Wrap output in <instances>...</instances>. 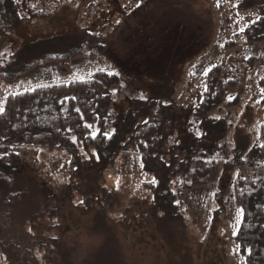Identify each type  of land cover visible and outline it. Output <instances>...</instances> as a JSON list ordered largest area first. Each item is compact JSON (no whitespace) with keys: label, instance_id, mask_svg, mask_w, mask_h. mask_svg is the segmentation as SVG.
Segmentation results:
<instances>
[{"label":"rangeland","instance_id":"obj_1","mask_svg":"<svg viewBox=\"0 0 264 264\" xmlns=\"http://www.w3.org/2000/svg\"><path fill=\"white\" fill-rule=\"evenodd\" d=\"M16 1L23 21L2 58L6 72L16 74L44 56L69 53L84 42L87 31L105 32L106 59L80 58L66 75L43 62L14 81L0 77V111L11 94L85 80L99 71L116 73L121 86L109 92L113 122L105 132L115 133L141 96L163 99L180 117L165 126L168 160L171 149L195 136L188 128L192 114L206 75L219 65L227 89L213 118L230 124L231 153L260 142L264 42L249 43L244 33L259 20L264 0ZM229 41L232 48L226 47ZM231 80L236 88L227 86ZM237 97L239 105L231 106ZM14 150L22 159L20 173L0 175V243L5 247L0 264H244L235 241L242 211L234 201L233 182L226 183L228 174L213 189L191 191H183L181 178H174L184 219L171 220L157 211L144 186L155 180L143 172L135 143L104 172L94 152L80 153L84 168L79 170L50 145ZM236 177L237 171L229 173L232 181ZM68 186H73L71 196ZM217 193L225 198L224 208ZM46 196L57 215L44 214Z\"/></svg>","mask_w":264,"mask_h":264},{"label":"trees","instance_id":"obj_2","mask_svg":"<svg viewBox=\"0 0 264 264\" xmlns=\"http://www.w3.org/2000/svg\"><path fill=\"white\" fill-rule=\"evenodd\" d=\"M261 16L245 30L249 43L264 42V4L259 7ZM23 21L16 0H0V77L14 81L20 75L34 71L43 62L52 63L57 72L66 75L80 58L106 59V34L103 31H87L84 42L64 55H47L35 61L19 73L6 72L3 64L6 46L14 29ZM234 43L229 41L227 48ZM4 69V71H2ZM263 92L264 79L259 82ZM121 86L118 74L99 71L91 78L38 87L6 98L0 111V175L13 177L20 173L22 159L14 149L22 146L50 145L64 151L70 164L79 170L84 168L80 153H96L103 161L104 172L116 165L118 156L132 143L138 147L142 170L155 182L144 183L154 198L157 211L171 220L184 219L178 204V194L172 189V181L181 178L179 187L183 191L213 189L224 174L227 184L234 185V201L242 211V220L235 235L238 251L244 264H264V125L260 131V142L246 152L231 153L229 142L230 124L226 119H214L213 114L222 108L226 96V84L222 68L217 65L206 75V87L196 106L189 131L195 136L185 144L179 143L165 159L167 142L166 124H175L180 117L173 113L174 105L163 99H140L134 108L126 111L119 129L106 138L102 133L112 123L111 109L114 103L109 93ZM236 88L237 82L227 83ZM239 98L230 102L238 106ZM79 109V111H77ZM169 115L165 117L164 111ZM162 115V116H161ZM91 125L89 129L86 127ZM100 133L92 138V130ZM237 171L235 181L230 172ZM73 186L67 187L71 196ZM106 193V191H104ZM226 192V191H223ZM222 193L216 199L225 198ZM50 196L44 199L45 212L57 215L56 208L49 204ZM53 198L59 199L58 196ZM222 208V209H223ZM0 248L5 247L0 243Z\"/></svg>","mask_w":264,"mask_h":264},{"label":"snow or ice","instance_id":"obj_3","mask_svg":"<svg viewBox=\"0 0 264 264\" xmlns=\"http://www.w3.org/2000/svg\"><path fill=\"white\" fill-rule=\"evenodd\" d=\"M137 7H139V4H137ZM117 23H120V21H117ZM141 99H144V97L141 96ZM77 111H79V109H77ZM215 119H219V117H215ZM86 127H88L90 129L92 126L91 125H87ZM98 134H100V133L93 132L92 138L95 139ZM102 135H104L106 138L110 139L112 134L109 133V132H104V133H102ZM92 155H95V153H93ZM153 183H154V181H153ZM79 203L83 204L84 201L81 200V201H79ZM241 211H243V210H241Z\"/></svg>","mask_w":264,"mask_h":264},{"label":"crops","instance_id":"obj_4","mask_svg":"<svg viewBox=\"0 0 264 264\" xmlns=\"http://www.w3.org/2000/svg\"><path fill=\"white\" fill-rule=\"evenodd\" d=\"M115 34L116 33H114V32H112V33H109L108 34V38H109V41L113 44L114 43V37H115ZM111 43H110V45H111Z\"/></svg>","mask_w":264,"mask_h":264}]
</instances>
